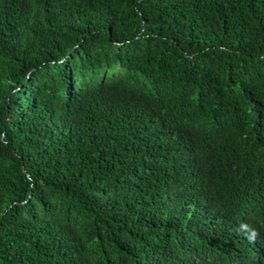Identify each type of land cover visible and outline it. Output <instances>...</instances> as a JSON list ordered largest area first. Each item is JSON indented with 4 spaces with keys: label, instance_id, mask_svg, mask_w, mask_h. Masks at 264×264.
<instances>
[{
    "label": "trees",
    "instance_id": "1",
    "mask_svg": "<svg viewBox=\"0 0 264 264\" xmlns=\"http://www.w3.org/2000/svg\"><path fill=\"white\" fill-rule=\"evenodd\" d=\"M0 264H264V0H0Z\"/></svg>",
    "mask_w": 264,
    "mask_h": 264
}]
</instances>
